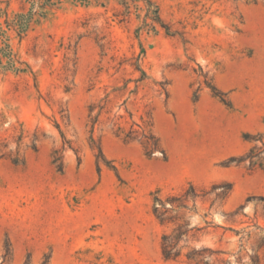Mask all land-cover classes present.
<instances>
[{
	"label": "rangeland",
	"instance_id": "374dc122",
	"mask_svg": "<svg viewBox=\"0 0 264 264\" xmlns=\"http://www.w3.org/2000/svg\"><path fill=\"white\" fill-rule=\"evenodd\" d=\"M60 1L20 36L0 18V264H264V169L224 165L264 167V0H152L170 35L142 3Z\"/></svg>",
	"mask_w": 264,
	"mask_h": 264
},
{
	"label": "trees",
	"instance_id": "16d2710c",
	"mask_svg": "<svg viewBox=\"0 0 264 264\" xmlns=\"http://www.w3.org/2000/svg\"><path fill=\"white\" fill-rule=\"evenodd\" d=\"M130 1L132 3H142L145 8V15L142 20V25L137 31H140V30L156 31L157 27H160L161 29L165 31L167 35H170L171 33L170 28L166 24H164V22L162 21L159 15L158 9L152 0H130ZM27 2L28 4L31 5L30 11L27 14H16L12 20H8V14H7L8 4L6 3V8L2 9L1 5L3 4V2L0 1V18L4 16L6 18L4 23L6 24L7 28L13 29L14 31H16L19 36L22 34H25L32 24L38 23L40 19H45L48 16V14L52 10L58 8V5L61 3L60 0H28ZM120 4L124 7V12L121 14L123 18L121 21H124L125 17L128 16L130 13L129 4L125 2L124 0H120ZM34 7L38 8L36 12L33 11ZM1 29L2 28H1V23H0V37H2L5 34L4 31ZM143 78H144V74L142 73L140 80H142ZM211 90H212L213 95L216 98H218L222 104H224L227 107H230V102L228 101L225 93L216 89L215 87H212ZM94 110H95V107L90 106L89 115H91L94 112ZM101 110L102 108L99 109V112L92 119L93 125L97 122V119L99 117ZM133 134H135V131H131L129 134H127L125 136V140H133L134 139L132 137ZM258 137L259 135H256V136L246 135L244 138L245 140H248L251 142V141H258L259 140ZM97 149H98L97 161L100 160L104 162L109 168L115 170L114 167L109 165L110 162L105 160L103 153L101 151V148L98 147ZM261 153L262 151L254 147L250 150V152L246 156L239 157V158L232 157L228 159L224 163V165L226 166H229L232 164L240 165L247 160L249 161L250 167H254L255 165H258L260 168L264 169L263 165H261L260 162L257 163L254 161L255 159L256 160L259 159V155ZM55 160L56 159L54 158V162ZM14 163L16 164V162ZM58 170L59 171L61 170L60 166H58ZM97 171L98 173L100 172V166L98 162H97ZM229 190L230 188L227 187V190L225 192H222V196L226 197L227 194L229 193ZM197 196L198 195L196 194L195 188L193 186H190L189 189L186 190L185 193L181 197L179 198L171 197L170 199H168V202L175 203L179 201V203H177L176 205V208L185 209L186 206L183 203L184 200L187 198L194 199ZM154 207L155 208L153 212L156 218H158L161 222H164L165 220H167V218L165 217L167 214V210L164 213H160L158 210L159 208H165V204L159 198L155 199ZM174 208L175 207L171 205V209H174ZM181 229H182V226H179L172 232V234L164 235L162 237L161 252H162L163 257L166 260H175L176 258L180 256V250L178 249V243L186 235V232H183ZM196 255H199V254L193 252L192 254H189L188 258L193 259L195 258ZM10 256H11L10 250L6 249L5 254L2 258V263L8 261V259H10ZM47 263H48V260L45 261V263L43 264H47ZM25 264H29V261H27Z\"/></svg>",
	"mask_w": 264,
	"mask_h": 264
}]
</instances>
